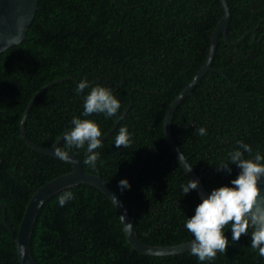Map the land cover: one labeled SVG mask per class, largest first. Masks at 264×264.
<instances>
[{
    "label": "trees",
    "instance_id": "obj_1",
    "mask_svg": "<svg viewBox=\"0 0 264 264\" xmlns=\"http://www.w3.org/2000/svg\"><path fill=\"white\" fill-rule=\"evenodd\" d=\"M231 40L219 38L213 67L176 110L172 130L208 192L229 184L239 169L217 171L239 143L264 153V0H228ZM220 0H39L26 37L0 53V264H21L11 227L18 233L36 189L73 170L54 155L31 147L21 134L29 102L47 84L25 122L29 139L50 148L83 111L80 79L112 88L121 108L113 117L93 114L104 140L95 169L84 149L67 150L87 172L101 175L128 205L139 237L148 244L176 245L192 239L184 221L201 201L183 195L190 177L164 131L167 110L207 59L211 36L223 16ZM119 122V123H118ZM121 126L132 134L116 148ZM204 126L206 136L198 134ZM60 146L65 149L63 139ZM249 153H245V158ZM126 178L131 187L121 190ZM71 190L63 207L57 196ZM7 221V222H6ZM231 223V222H229ZM12 228V229H13ZM204 264H264L249 235ZM31 249L37 264H201L190 250L172 255L140 252L128 240L111 199L79 183L56 192L42 206Z\"/></svg>",
    "mask_w": 264,
    "mask_h": 264
},
{
    "label": "clouds",
    "instance_id": "obj_2",
    "mask_svg": "<svg viewBox=\"0 0 264 264\" xmlns=\"http://www.w3.org/2000/svg\"><path fill=\"white\" fill-rule=\"evenodd\" d=\"M85 89H90L85 93ZM77 93L83 96V111L80 116H73L71 126L63 135L65 149L58 151V157L67 160L69 149H84L83 163L95 169L100 153L97 149L103 147V132L99 122L90 117L93 114H103L105 117L115 116L121 108L119 98L112 88L97 83L92 84L87 78L80 79L76 85ZM200 136H206L204 126L198 128ZM132 143V134L128 128L121 126L114 139L116 148L129 147ZM245 153L249 157L245 158ZM252 149L244 143L229 152L227 161L217 165V171L231 173L230 164L239 169L237 176L229 184L212 189L197 204L194 214L187 216L184 228L191 234L190 253L201 264L212 261L217 253H225L230 241L225 235L227 228L231 229V242L238 243L242 234L249 235L251 230V248L264 257V211L254 209L260 195L258 182L264 177V153L259 149L251 155ZM198 180L189 179L181 184L183 195L197 189ZM121 190L130 188L129 181L124 178L119 181ZM74 199L71 190H64L57 196V202L63 207ZM231 222V223H229Z\"/></svg>",
    "mask_w": 264,
    "mask_h": 264
},
{
    "label": "water",
    "instance_id": "obj_3",
    "mask_svg": "<svg viewBox=\"0 0 264 264\" xmlns=\"http://www.w3.org/2000/svg\"><path fill=\"white\" fill-rule=\"evenodd\" d=\"M220 1L223 5L224 12L223 16L213 30L209 53L205 64L201 67L194 78L188 83V85L172 101L167 110L164 120V131L167 141L190 179L199 181L197 191L201 199L209 192L206 189V186L204 185L201 177L192 166L189 158L185 155L178 142L176 141L172 130V121L174 114L182 101L186 97L193 94V89L201 82V80L209 71H219L218 69L213 67V61L221 35H223L225 41L231 45H237L241 43L251 33H254V38H256L258 35L257 31L255 29H252L243 34L239 39L234 41L231 40L228 34V28L231 20V6L228 0ZM38 8L39 0H0V53L16 44H21L23 42L32 22L34 21ZM58 81L59 80H56L52 83L47 84L35 94V96L29 102L26 110L24 111L23 118L20 123L21 134L26 143H28L31 147L37 149L38 151L46 154H51L56 157H58V151L62 149L60 143L65 132L56 139L52 147L47 148L38 145L28 138L25 131V122L32 105L36 101L37 97L40 96L41 92L45 90V88ZM108 135L109 133L104 135L102 137V140H104ZM68 154L69 158L66 161H68L74 169L52 179L51 181H48L47 183L36 189L26 206L18 233H16L14 228L12 227L14 230H12V234L17 245V252L21 264H37L32 254L31 238L33 227L36 223L38 214L42 206L56 192L79 183H87L96 186L111 199L121 216L128 240L135 248H137L141 252L151 255H172L190 250V240L176 245H153L145 243L139 237L138 231L135 227V220L131 215L130 209L125 203L123 197L118 193V191L114 187H112L110 183H108L101 175L87 172L84 169L81 161L76 156L69 152ZM258 187L260 188L261 192L256 200L254 209H260L264 211V177H262L258 182Z\"/></svg>",
    "mask_w": 264,
    "mask_h": 264
},
{
    "label": "bare ground",
    "instance_id": "obj_4",
    "mask_svg": "<svg viewBox=\"0 0 264 264\" xmlns=\"http://www.w3.org/2000/svg\"><path fill=\"white\" fill-rule=\"evenodd\" d=\"M252 30V29H251ZM254 34V33H253ZM258 36V35H257ZM199 72V71H198ZM119 123V122H118ZM112 132V131H111ZM109 134H110V132H109ZM31 140V139H30ZM75 156V155H74ZM66 161V160H65ZM68 162V161H67ZM182 165V164H181ZM74 169V168H73ZM56 178V177H55ZM54 179V178H53ZM51 181V180H50ZM197 190V189H196ZM116 207V206H115ZM7 222V221H6ZM123 223V222H122ZM11 229V232H12V227L10 228ZM125 230V229H124ZM14 231V230H13ZM12 237H13V234H12ZM14 239V238H13ZM15 241V240H14ZM130 242V241H129ZM16 243V242H15ZM16 247H17V245H16ZM137 249V248H136ZM140 251V250H139ZM141 252V251H140ZM18 253V252H17ZM146 254V253H145ZM151 255V254H150Z\"/></svg>",
    "mask_w": 264,
    "mask_h": 264
}]
</instances>
